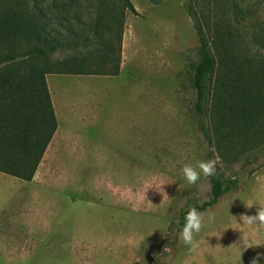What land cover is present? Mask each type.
Returning <instances> with one entry per match:
<instances>
[{
  "label": "rangeland",
  "instance_id": "374dc122",
  "mask_svg": "<svg viewBox=\"0 0 264 264\" xmlns=\"http://www.w3.org/2000/svg\"><path fill=\"white\" fill-rule=\"evenodd\" d=\"M131 2L135 12L123 11L120 74L111 77L103 73L114 59L116 40L106 35L116 31L114 24L104 21L96 33L101 38L87 28L98 11L102 18L120 15L123 0H0V20L8 16V29L19 15L26 35L37 36L9 33L5 40L0 30V57L17 53L15 61L35 59L48 71L84 72L47 76L61 98L60 126L76 125L75 134H82L79 150L87 155L82 169L69 168L71 175L79 172L75 191L58 188L64 180L59 141L69 136V127L55 129L30 181L0 171V264H251L257 253H264V228L240 220L257 212L259 205L248 207L249 200L264 204V157L243 166L238 144L222 157L214 146L210 115L223 52L237 57L247 76L258 70L261 80L264 0ZM233 2L240 8L238 17ZM68 29L85 30L75 48L40 45L44 38L51 39V46L54 37L71 39ZM197 29L213 61L206 76L210 146L196 131L194 91L185 72L197 61ZM102 38L110 40L108 58ZM33 45L43 53L32 51ZM206 154L217 161L218 178L224 182L238 174L239 181L213 207L198 210L216 219L196 237L201 247L190 257L174 223L182 209L208 199L210 182L201 176L189 185L182 168L206 160ZM100 157L105 166L96 168ZM161 179L170 183L157 189L165 194L151 188L145 196L144 182ZM217 225L231 228L217 238ZM242 232L252 245L247 249L240 241Z\"/></svg>",
  "mask_w": 264,
  "mask_h": 264
},
{
  "label": "trees",
  "instance_id": "16d2710c",
  "mask_svg": "<svg viewBox=\"0 0 264 264\" xmlns=\"http://www.w3.org/2000/svg\"><path fill=\"white\" fill-rule=\"evenodd\" d=\"M94 0H92L93 2ZM157 4L159 1H150ZM238 17L240 8L233 2ZM128 8L135 12L131 0H123L122 12L120 15L113 13L106 14L102 18L100 11L94 14L93 23L88 25L87 30L96 35L99 29H103L104 21L110 20L116 31L106 34L113 36L116 40L114 59L110 60V67L104 75L117 76L120 72L121 60V36L124 23V10ZM17 18V19H16ZM13 28H9V18L4 15L0 20L1 37L7 39L9 33L16 37L26 36V39H36L33 34L26 35V25L20 21L19 15L13 19ZM83 29H68L71 39L60 41L55 38V45H50V40L42 39L41 44L49 48L58 46L75 48L79 42ZM8 32V33H6ZM111 34V35H110ZM199 44L196 47L197 61L192 65L188 73L190 85L194 91V101L191 112L196 131L202 142L210 146L211 139L205 126V116L208 103V85L206 81L207 72L212 66V57L207 48V42L197 29ZM90 38V37H89ZM89 38H82L89 41ZM9 42V41H8ZM110 40L102 38L101 46L105 49ZM32 51L43 53L40 46L33 45ZM110 51L107 49L106 57ZM17 53L0 57V63L6 61L0 67V171L30 181L35 172L36 166L43 156L57 127V119L49 95L46 75L50 73H84V72H60L48 71L40 62L34 59L15 61ZM236 58L230 52H223L218 64V75L221 81H217L212 89L210 115L212 131L214 133V146L222 157L225 152L235 150V144L241 146L244 154L242 165H249L260 156L264 157V67L260 68L261 80L258 79V70L246 75L244 66L237 64ZM15 63L19 65H15ZM108 65V64H107ZM257 73V74H256ZM182 73L178 74V77ZM258 84L263 87H258ZM207 159L208 154H206ZM254 170V169H253ZM251 170L249 173L253 172ZM239 176L228 177L224 182L216 175L209 176L210 192L208 199L201 204H194L199 211L213 207L219 198L225 193L238 186ZM192 207V208H193ZM189 209H182L179 219L174 223L180 229L184 223V216Z\"/></svg>",
  "mask_w": 264,
  "mask_h": 264
},
{
  "label": "clouds",
  "instance_id": "9594fccd",
  "mask_svg": "<svg viewBox=\"0 0 264 264\" xmlns=\"http://www.w3.org/2000/svg\"><path fill=\"white\" fill-rule=\"evenodd\" d=\"M216 164L217 161L215 159H206L200 160L195 164H185L182 168V173L184 179L187 181L189 185L196 184L201 176L209 177L216 174ZM156 178L153 177V180ZM170 184L165 180H159L156 183L151 181L144 182V195L146 196V192L148 189L155 188L162 189L161 186ZM161 195L165 194L163 191H158ZM253 204L259 205L257 212L255 215H242L240 220L248 225L259 226L260 228H264V204L259 201H248V207H251ZM234 217V216H233ZM215 214H210L205 217L201 212H199L195 207L189 209L184 216V223L181 227L180 231L177 233V239L182 241L185 246H187L188 253L191 254L197 253L201 247L202 241L197 239L196 237L201 233L202 229L205 228L209 224L215 223ZM231 228L228 226L217 225L215 228V237L219 238L224 230ZM165 234H167V230H165ZM244 246V249L252 246L248 241V237L245 233L242 232V238L240 240ZM264 257V253H257V257L254 258L251 264H259V258ZM188 264V261L185 262Z\"/></svg>",
  "mask_w": 264,
  "mask_h": 264
},
{
  "label": "crops",
  "instance_id": "0c3cea01",
  "mask_svg": "<svg viewBox=\"0 0 264 264\" xmlns=\"http://www.w3.org/2000/svg\"><path fill=\"white\" fill-rule=\"evenodd\" d=\"M51 74L65 75V74H58V73H50V75ZM47 75H46L47 87H48L49 95H50L51 102H52V105H53V109H54V112H55V115H56V119H57L56 132H58L59 129H61V131H64L65 127H69L70 128L67 131L69 136L63 135L62 140L59 141L60 152L62 151L61 152V158H62V162H61L62 163V166H61L62 176L61 177L63 179V176H64V180H63V182H61L58 185V188H60L61 191L63 190V191H66V192L71 191L70 190L71 188H72V190L75 191L76 187L78 185H80L79 184L80 181H79V179L77 177V173H79V172H76L73 169L74 170V175H71V173H70L71 170H69V168L70 167H76L77 169L78 168L82 169L81 165H84L85 161L87 159V155L82 150L81 151L79 150V146L80 145L78 144V139L80 140L82 134L81 133L80 134L79 133L75 134V132H78V129L76 128V125H74V124H69L68 126L63 124L64 126H60L59 123H60L61 120H60L59 114H61V113H59L57 109H58V107H60L59 104H60L61 98H60V96L56 97V95L59 94L57 92V89H56V84H55L54 81H49L48 78L50 77V75H49V77ZM66 75H69V74H66ZM111 77H113V76H111ZM78 96H80V94ZM63 100H64V98H63ZM55 101H57V106H56ZM85 104L86 103H84L83 106ZM86 120L87 119H85V121ZM69 122H71V121H69ZM82 125H83V123H81L78 126L81 127ZM75 128H76V130H75ZM67 137L71 138V139H67ZM65 157H69V160H65ZM104 166H105V159L100 157V160L96 163L95 167L98 168V167H104Z\"/></svg>",
  "mask_w": 264,
  "mask_h": 264
}]
</instances>
